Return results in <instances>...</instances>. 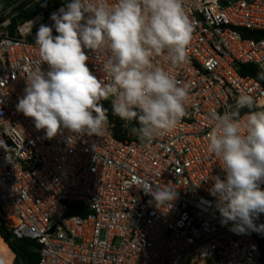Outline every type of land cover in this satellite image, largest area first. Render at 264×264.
I'll return each mask as SVG.
<instances>
[{
	"label": "built area",
	"instance_id": "obj_1",
	"mask_svg": "<svg viewBox=\"0 0 264 264\" xmlns=\"http://www.w3.org/2000/svg\"><path fill=\"white\" fill-rule=\"evenodd\" d=\"M0 1L9 2L0 8V221L15 238L39 246L36 264H261L264 230L230 231L209 193L212 178L225 172L209 148L208 113H223L241 94L264 109V87L238 72L246 64L264 71V0H183L193 27L187 61L157 62L188 88L186 115L150 143L129 124L121 139L108 123L102 135L73 143L67 130L52 139L37 130L16 105L39 61L38 28L52 26L51 14L71 0ZM85 52L102 79L106 53ZM100 103L112 107L111 100ZM149 184L177 189L179 199L170 210L157 208ZM254 223L264 225V214ZM0 243L12 264L14 254Z\"/></svg>",
	"mask_w": 264,
	"mask_h": 264
},
{
	"label": "clouds",
	"instance_id": "obj_2",
	"mask_svg": "<svg viewBox=\"0 0 264 264\" xmlns=\"http://www.w3.org/2000/svg\"><path fill=\"white\" fill-rule=\"evenodd\" d=\"M50 18L54 24H41L36 32L39 61L16 105L47 139L64 130L69 143L102 135L109 123L102 100H111L113 115L126 124L138 121L132 132L141 143L176 128L186 115L189 90L157 58L174 66L187 61L193 27L183 0H71ZM85 49L106 53L102 79L87 66ZM45 63L47 71L41 68ZM256 103L241 94L223 113H208L209 148L225 172L224 179L212 178L209 193L216 197L221 224L232 222L229 230L236 234L264 230L254 223L264 214V109ZM146 193L162 210L179 199L167 185L149 184Z\"/></svg>",
	"mask_w": 264,
	"mask_h": 264
},
{
	"label": "trees",
	"instance_id": "obj_3",
	"mask_svg": "<svg viewBox=\"0 0 264 264\" xmlns=\"http://www.w3.org/2000/svg\"><path fill=\"white\" fill-rule=\"evenodd\" d=\"M34 11H29L24 16L28 17ZM15 20L12 21V26H14ZM243 35L248 38L257 39L260 36L256 32H252L249 30H244ZM261 36H264L261 34ZM238 72L241 76H248L255 79L257 82L264 87V78H261V71L257 66L252 64L241 65L238 68ZM103 107L107 110V116L109 119V123H114V131L117 138L121 139L122 135L127 131H131L128 127H126V123L121 121L119 117L113 115L112 107L109 104L101 103ZM134 123L139 127V123L136 120L128 122V124ZM0 237L3 242L8 246L10 251L14 254V258L12 264H36L38 260V249L39 246L29 240L26 239H17L10 232L6 230L0 221ZM264 243V240L261 241ZM261 253V264H264V245L260 248ZM10 264V263H8Z\"/></svg>",
	"mask_w": 264,
	"mask_h": 264
},
{
	"label": "bare ground",
	"instance_id": "obj_4",
	"mask_svg": "<svg viewBox=\"0 0 264 264\" xmlns=\"http://www.w3.org/2000/svg\"><path fill=\"white\" fill-rule=\"evenodd\" d=\"M0 257H3L5 260V264L10 263V259L12 257L11 253L6 249L5 246L0 243Z\"/></svg>",
	"mask_w": 264,
	"mask_h": 264
},
{
	"label": "rangeland",
	"instance_id": "obj_5",
	"mask_svg": "<svg viewBox=\"0 0 264 264\" xmlns=\"http://www.w3.org/2000/svg\"><path fill=\"white\" fill-rule=\"evenodd\" d=\"M11 3H13V1ZM8 6H9L8 1H0V8L4 9V8H8ZM17 11H19V10H15L14 12H17ZM24 15H25L24 13H21L19 18L24 17Z\"/></svg>",
	"mask_w": 264,
	"mask_h": 264
},
{
	"label": "water",
	"instance_id": "obj_6",
	"mask_svg": "<svg viewBox=\"0 0 264 264\" xmlns=\"http://www.w3.org/2000/svg\"><path fill=\"white\" fill-rule=\"evenodd\" d=\"M42 4L43 2L38 3L37 5L34 6V9L37 10ZM129 127L132 129V127H138V126H136L134 123H130Z\"/></svg>",
	"mask_w": 264,
	"mask_h": 264
},
{
	"label": "crops",
	"instance_id": "obj_7",
	"mask_svg": "<svg viewBox=\"0 0 264 264\" xmlns=\"http://www.w3.org/2000/svg\"><path fill=\"white\" fill-rule=\"evenodd\" d=\"M206 264H214L213 261H208Z\"/></svg>",
	"mask_w": 264,
	"mask_h": 264
}]
</instances>
